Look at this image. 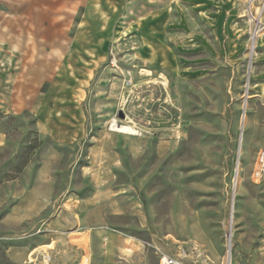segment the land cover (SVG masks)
Returning <instances> with one entry per match:
<instances>
[{
	"label": "rangeland",
	"instance_id": "obj_1",
	"mask_svg": "<svg viewBox=\"0 0 264 264\" xmlns=\"http://www.w3.org/2000/svg\"><path fill=\"white\" fill-rule=\"evenodd\" d=\"M262 4L0 0V264H264Z\"/></svg>",
	"mask_w": 264,
	"mask_h": 264
},
{
	"label": "built area",
	"instance_id": "obj_2",
	"mask_svg": "<svg viewBox=\"0 0 264 264\" xmlns=\"http://www.w3.org/2000/svg\"><path fill=\"white\" fill-rule=\"evenodd\" d=\"M250 9L251 7L257 3L258 1L262 2L264 5V0H246ZM250 16L252 17V22H254L258 27L261 28L262 23L260 22L261 17L264 15L263 12H260V14H256V16L252 15L251 10L249 11ZM256 29V30H257ZM253 175L254 177L258 180V181H263L264 182V142L262 147L260 148V151L257 154V159H256V163H255V167L253 170ZM32 254H30L29 257H31ZM29 263H33L34 259H28ZM51 263V257H49L48 255H45L43 257V264H50ZM160 264H181L179 263L177 260H175L174 258H170V257H162L160 260Z\"/></svg>",
	"mask_w": 264,
	"mask_h": 264
},
{
	"label": "bare ground",
	"instance_id": "obj_3",
	"mask_svg": "<svg viewBox=\"0 0 264 264\" xmlns=\"http://www.w3.org/2000/svg\"><path fill=\"white\" fill-rule=\"evenodd\" d=\"M263 29H264V27L260 28L259 30L257 29L255 31L256 32V35H258ZM254 44H255V42H254ZM242 122L243 123L245 122V113L242 115ZM112 127L113 128H116L115 125H113ZM117 129L120 130V131H122V132H126V133H134V130L132 128H130V127H123L122 126L120 128L117 127ZM229 242H231V240H229ZM225 264H230V246H229V243H228V258L226 259Z\"/></svg>",
	"mask_w": 264,
	"mask_h": 264
},
{
	"label": "crops",
	"instance_id": "obj_4",
	"mask_svg": "<svg viewBox=\"0 0 264 264\" xmlns=\"http://www.w3.org/2000/svg\"><path fill=\"white\" fill-rule=\"evenodd\" d=\"M34 253H35V250L29 252L28 257H27V264H36V258L34 257V255H35ZM30 254H32L31 257H29ZM28 259H34V262L33 263H29ZM101 264H108V263L102 262Z\"/></svg>",
	"mask_w": 264,
	"mask_h": 264
},
{
	"label": "water",
	"instance_id": "obj_5",
	"mask_svg": "<svg viewBox=\"0 0 264 264\" xmlns=\"http://www.w3.org/2000/svg\"><path fill=\"white\" fill-rule=\"evenodd\" d=\"M229 240H230V234L228 235V237H227Z\"/></svg>",
	"mask_w": 264,
	"mask_h": 264
}]
</instances>
